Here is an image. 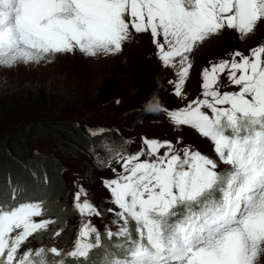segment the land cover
Listing matches in <instances>:
<instances>
[{"label":"snow or ice","instance_id":"snow-or-ice-1","mask_svg":"<svg viewBox=\"0 0 264 264\" xmlns=\"http://www.w3.org/2000/svg\"><path fill=\"white\" fill-rule=\"evenodd\" d=\"M264 25V0H0V67L48 62L56 55H115L135 34H150L155 55L174 70L183 106L149 103L174 127L207 139L214 155L171 140L108 141L101 167L113 173L101 208L77 182L79 227L70 250L55 245L62 228L43 197L9 181L0 197V264H260L264 257V41L199 71L200 92L183 91L191 54L224 30L242 36ZM227 89V90H226ZM119 101H117L118 103ZM92 136L103 129H90ZM113 164L118 165L113 167ZM46 182V181H45ZM113 219L103 232L94 223ZM49 236L52 246L42 242ZM34 241H41L39 246ZM114 242V243H113ZM51 254L53 259L48 260Z\"/></svg>","mask_w":264,"mask_h":264},{"label":"trees","instance_id":"trees-1","mask_svg":"<svg viewBox=\"0 0 264 264\" xmlns=\"http://www.w3.org/2000/svg\"><path fill=\"white\" fill-rule=\"evenodd\" d=\"M138 41L140 47L135 49L140 50L139 63L144 68L145 77L142 72L130 76L135 81L128 86L107 90L106 93H98L96 89L89 92L86 83L85 87L76 86L78 91L71 84L68 88L61 89L40 88L39 85L35 87L29 79L22 76L14 80H11V77L0 79V197L9 196L10 191L5 190L11 187L9 181L13 185H21L29 193L43 197L49 213L55 215L58 218L57 222L61 224L69 212L67 208H61L64 186L60 178L61 167L57 157L64 159L62 162L65 171L70 169L77 175L81 174L83 176L80 177L81 181L91 190L100 171L97 157L91 159L88 153L95 152L104 158L105 149L110 147L108 141L114 140L116 147L119 148L123 146L124 140H128L130 142L128 148L133 142L131 130H138V126H141V130H152L157 136L170 137L175 142L178 136L171 133L168 124L164 122L165 116L159 112H150L147 106L144 107L145 104L152 102L150 96L155 92L164 106L173 105L174 102L170 101L171 98L166 91L158 92V85L159 88L165 87L167 75H161L156 62L150 61L151 46L147 35H139ZM215 57L217 56L209 57L207 60ZM196 75L197 71L194 76ZM131 87L138 89L137 94L129 96ZM107 104L108 108H104ZM113 114L122 117L127 125L110 123L108 119ZM105 122L108 123L107 126ZM96 124L106 126V129L94 137L89 130L98 126ZM43 139L57 145L53 147L52 153L38 154L37 162L33 166L28 159L20 164L26 155L24 141L39 142ZM182 139L189 146L208 154L203 149L205 144H202L206 139L202 138V141ZM205 149L207 150V147ZM65 159H68L69 165ZM30 168L34 170L32 173L29 171ZM58 196L61 197L60 202L56 200ZM99 252L103 254L99 249L92 252V261L98 257Z\"/></svg>","mask_w":264,"mask_h":264},{"label":"rangeland","instance_id":"rangeland-1","mask_svg":"<svg viewBox=\"0 0 264 264\" xmlns=\"http://www.w3.org/2000/svg\"><path fill=\"white\" fill-rule=\"evenodd\" d=\"M148 35L150 36V34ZM137 39L138 38L136 37L134 40L129 41V43L126 42L123 45L122 52L115 55L91 57L81 53L80 51H76L74 53L56 55L51 58L50 61L41 62L40 64H20L19 66L13 67L11 69L0 67V79L11 77L10 79L14 80L15 78L22 76L24 79H29L30 83L35 87L39 85L40 88L44 87L46 89L68 88L70 86L69 84H71L76 90H78L77 88H80L81 86L85 87L86 83L89 92H92L94 89H96L98 93H106L107 90H114L115 88L123 85L128 86L132 81H135L134 79H131L130 76L141 74L142 72L145 77L144 68L142 64L139 63L140 50L135 49V47H140V43ZM262 41H264V25H260L256 29L255 33L251 35L242 36L233 30H224L220 34L214 35L203 42L191 54L194 67L191 71L190 79L186 81L183 89V91L187 94V98L191 99L200 92V67L206 66L210 60H217L219 58L225 57L227 54L235 51L236 49L240 51L244 50V53L247 54L250 48L255 47ZM149 43L151 46L150 39ZM152 52L153 51L150 50L149 54H151V57H149L150 55L148 54L150 61L156 62V66L161 75H167L165 78V87L159 88L158 85V92L163 93L166 91V93H168L171 98L170 101H173L174 103L173 105L164 106L156 92L150 96L152 101H158L162 106L167 107L168 109H174L183 106L186 101H181L175 95H173V86L167 83V80H174L176 78L174 75V70L172 68L163 66L157 56H154ZM207 54L209 55L207 56ZM213 56L217 57L207 60V58ZM196 71L197 75L194 76ZM130 89L131 90L128 92L129 96L132 94H137V88L131 87ZM146 106L147 105L145 104L144 107ZM104 108H108V104L105 105ZM108 120L110 123L117 122L118 124L127 125V122L123 121V118L117 116L116 114H113ZM164 122L168 124L170 131L174 136H181L182 138L190 140L192 139L194 141H199L202 139V137L197 132L186 126L174 127L167 119L164 120ZM105 124L107 126L108 123L105 122ZM96 125L98 126L91 127L90 129H106V126L99 124ZM104 136L108 137L107 135ZM130 136L131 141L133 142L132 146L127 148L129 152H135L139 149L142 137H147L149 139L155 138L161 141L171 140L170 137L157 136L152 130H141V126H138V130H131ZM54 143L55 142L44 139L40 140L39 142L32 140H30V142L24 141L26 155L25 159L21 160L19 163L23 164L25 160L28 159L33 166V164L37 162L36 157L38 154L46 155L52 153V150H54L53 147L57 146ZM202 144H205V147L203 148L204 151L208 152V154L214 155L212 153V146L207 139L203 140ZM206 147L207 150L205 149ZM88 157L95 159L97 154L95 152H90L88 153ZM57 159L60 163V178L64 186V200L62 201L61 208H67L69 214L64 220H62L61 224L57 222V224L53 225L52 230L55 231L60 228L63 229L61 236L55 241V245L62 249L70 250L79 227V216L76 209L73 207V193L76 190L77 182L84 185V187L88 190L89 198L94 203L100 205L101 208H104L110 205L107 203L109 192L105 189L102 180L105 178H112L113 173L106 167H101L99 164H97L100 172H98L96 181H94V185L90 190L88 186H86L85 182L81 181L80 177H83L81 174L77 175L70 169L65 171V165L62 162L64 159L61 157H57ZM65 160L68 164V159ZM113 167H117V169H119L118 165L113 164ZM29 171L32 173L34 170L30 168ZM7 187L9 188V185H7ZM5 190L10 191V189ZM8 194L10 195V192ZM56 200L60 202L61 197L58 196ZM49 218L55 219L56 221L58 220V218L51 213H49ZM112 219L113 217L111 215L105 213V216L102 220L95 219L94 223L100 228L101 231H103L104 226L106 225H110L109 227H114L110 224ZM42 242L47 246H52V242L50 241L48 235L42 237ZM40 243L41 241L33 242L35 246H39ZM99 256H102L103 258V254L99 252L98 257L95 258L94 261L91 259L90 264H101L100 262L102 261V258ZM52 259L53 256L49 254L48 260L51 261ZM260 264H264V257L261 258Z\"/></svg>","mask_w":264,"mask_h":264}]
</instances>
